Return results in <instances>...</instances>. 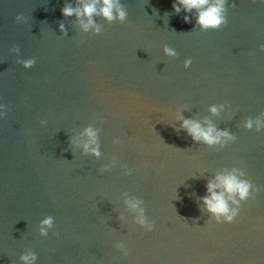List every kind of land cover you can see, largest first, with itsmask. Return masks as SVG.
Returning a JSON list of instances; mask_svg holds the SVG:
<instances>
[{
  "label": "water",
  "instance_id": "1",
  "mask_svg": "<svg viewBox=\"0 0 264 264\" xmlns=\"http://www.w3.org/2000/svg\"><path fill=\"white\" fill-rule=\"evenodd\" d=\"M174 2L121 0L127 21L98 19L93 36L62 16L75 0H0V264L29 251L36 264H264V131L243 128L264 113V0H228L227 26L208 32L184 23ZM30 58L31 69L17 63ZM221 104L219 116L208 111ZM178 116L237 139L195 143L175 130ZM89 124L101 129L99 159L72 143L86 141ZM113 156L118 166L102 174ZM233 167L260 191L232 224H217L198 198ZM125 192L143 201L153 231L133 223ZM48 216L54 227L41 237Z\"/></svg>",
  "mask_w": 264,
  "mask_h": 264
},
{
  "label": "clouds",
  "instance_id": "2",
  "mask_svg": "<svg viewBox=\"0 0 264 264\" xmlns=\"http://www.w3.org/2000/svg\"><path fill=\"white\" fill-rule=\"evenodd\" d=\"M228 0H175L172 9L175 14L185 13L183 16L184 23H190L191 19H195V28H199L202 32L216 31L222 27H226L227 5ZM235 6L234 4L232 5ZM64 18L75 17L78 28L83 33H89L93 36L102 32V25L97 22L98 19L103 20L107 24L119 22L125 23L128 19V12L121 0H75V6L65 3L61 9ZM167 14V13H166ZM194 14V15H193ZM15 22L18 24L27 23V18L23 15H17ZM60 32L67 36V31L63 21L59 22ZM13 52L19 54V47L12 49ZM260 51L264 52V44L260 45ZM163 53L169 59L177 57L178 53L165 45ZM17 63L21 64L25 70L31 69L36 63L35 58L27 60L17 59ZM192 64V60L188 59L184 62V68L188 69ZM225 107L224 104L212 105L208 111L213 116H219L220 111ZM6 114V107L0 105V117ZM232 117L230 116L229 119ZM180 121L179 129L176 131H184L193 142L203 144L211 149H223L226 145L234 143L237 137L228 130H219L210 120L205 119L203 124L194 119H184L182 116L177 117ZM46 121H41L43 127ZM243 128L246 131H252L255 128L257 133L264 131V113H261L255 119L248 118ZM101 129L89 124L82 132L86 137V141L81 145L75 140L72 141L77 147H82L83 156H91L99 159L102 155L100 151ZM114 144H120L117 138ZM118 166L115 156L111 162L101 167L100 172L110 173ZM125 175H131L133 170L128 169L127 165H120ZM260 189H258L250 179L246 178V173L242 168L233 167L225 168L222 172L216 174L206 183V194L198 198L200 210L206 212L207 215L217 224H232L238 216L241 205L253 198ZM123 203L127 212L133 214V223L147 232L155 229V223L149 221L146 215V209L142 206L143 201L135 196H130L127 192L123 193ZM124 221L123 216L119 217ZM54 227V218L48 216L39 224V235L47 237ZM58 235V233H54ZM116 250L123 256H127L129 251L123 242H118ZM21 264H36L38 259L33 251L25 252L20 257Z\"/></svg>",
  "mask_w": 264,
  "mask_h": 264
}]
</instances>
